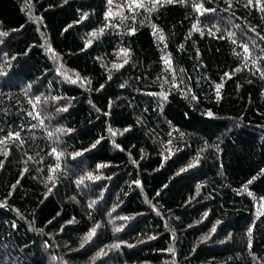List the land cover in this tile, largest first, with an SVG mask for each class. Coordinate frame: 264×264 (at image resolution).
<instances>
[{
  "label": "trees",
  "instance_id": "1",
  "mask_svg": "<svg viewBox=\"0 0 264 264\" xmlns=\"http://www.w3.org/2000/svg\"><path fill=\"white\" fill-rule=\"evenodd\" d=\"M131 2L0 0V264H264V0Z\"/></svg>",
  "mask_w": 264,
  "mask_h": 264
},
{
  "label": "snow or ice",
  "instance_id": "2",
  "mask_svg": "<svg viewBox=\"0 0 264 264\" xmlns=\"http://www.w3.org/2000/svg\"><path fill=\"white\" fill-rule=\"evenodd\" d=\"M175 2L183 3L184 0H153L152 7L151 8H147L146 10H148V11H154L156 9V5H158V4L161 5V6H163L164 3L172 4V3H175ZM112 3H113V0H108V4L109 5H111ZM249 3H251V0H249ZM229 7H231V4H229ZM140 8H145V4L143 3V0H132V2L128 4V10L130 12H135V11H137ZM195 10L198 13H200L201 15H203L204 12H207V11H215V9H205L202 4L195 5ZM121 12H122V9H121ZM112 15H113V13H112L111 9H109V11L106 13L105 18L108 19ZM121 18L122 19H125L126 17H123L121 15ZM105 27H107V25H105ZM153 27H155V26H153ZM103 30L104 29L101 28L99 30V33L94 32V33H91L90 35L96 36V35L102 33ZM199 30L200 29L197 27V25L196 24H193V31H199ZM134 31H135L134 29L131 30V32L133 34H134ZM251 31L255 32V29L253 28V29H251ZM0 35H7V33H0ZM234 35H235L234 33H231V32L228 33V37L229 38L233 37ZM220 38L223 39L224 37L221 36ZM159 39L161 41H163L164 40V36L161 34L159 36ZM261 39H264V37H261ZM88 43H91V41H89ZM232 43L235 44L236 41L233 39L232 40ZM253 43H255V41H253ZM243 51H244L245 54H249V48H248L247 45H243ZM121 54L124 57H127L129 55V52H128L127 49H121L120 50V53H118V55H121ZM244 59H245V61H247L248 55H245ZM162 60L164 61V64L167 67V69L169 71H172V61H171V58L162 57ZM124 63L125 64L127 63V59L124 60ZM253 63L255 64V61H253ZM122 67H123V64H115L114 63L112 65V68L113 69H116V70H119ZM234 71H237L238 72V71H240V68L237 67ZM257 71H259V69H257ZM65 76H66V74H65ZM224 77H227L228 79H231L232 78V74L226 72V73H224ZM66 78H68V77L66 76ZM109 79H111V76L109 77ZM72 82L75 83V81H72ZM101 87H103V85ZM122 87H123V85H122ZM221 87H223V83L216 84L217 95H219V90H220ZM159 95L161 96L162 99H167V93H163L162 92ZM35 99H36L37 103H39L40 97H36ZM53 99H57V98L54 97ZM192 99H196V97L193 96ZM30 103H31V101H30ZM59 111H67V109L66 108H63V109H59ZM28 115L29 116H32V112H29ZM209 115H211V113H209ZM33 118L35 119L36 117H33ZM41 123H42V121H41ZM33 127H35V125H33ZM3 131H4L3 129H0V132H3ZM56 131L57 132H60V133H63L65 131H71V130L70 129L66 130V129H63V128H59V129H56ZM125 131H128V129H125ZM110 132L112 133V135H116L117 134L116 132L112 131L111 129H110ZM49 135L51 136L52 133H49ZM20 139H21V130L13 131V130L9 129L7 131V135L6 136H0V144H4L8 140H20ZM97 143H99V141H97ZM169 143H171V141H169ZM93 147H95V145H93ZM117 147H119V146L117 145ZM53 153H55V149H53ZM7 154H8L7 151H5L4 152V155L7 156ZM80 155H82L81 152H76V153L73 154V158H75L77 156H80ZM29 159H31V157H29ZM57 159H59V156H57ZM2 163L3 162L0 161V164H2ZM193 166H194V163L188 165L189 168L190 167H193ZM59 167H60L59 164H57L55 166V169H50V171L58 170ZM98 167H102V166L98 165ZM25 171H27V169H25ZM181 171H184V169H182ZM262 171H264V170H262ZM52 179H53V177L51 175H49L48 176V180L51 181ZM86 179L87 180H99V179H101V177L98 176V175L97 176H93L91 173H89L87 176L81 177V179L77 181V184H82L83 181L86 180ZM251 182L252 181L250 180L249 183H251ZM136 183L139 184V181H137ZM53 187H55V184H53ZM48 191L51 192L52 191V188H49ZM197 191H199V186H197ZM157 195H159V193H157ZM249 195H251V193H249ZM262 199H264V198H262ZM94 204H95V201H92L89 204V208H91ZM0 207H3V205H0ZM120 219H125L126 220V219H128V217H120ZM13 227H15V225H13ZM97 227H99V225H97L96 227H93L92 229H90L88 231V233L85 234V236L82 238L83 239V243L81 245L82 247H83V244L88 243L93 238V236L96 234ZM113 231L114 232L115 231H120V228H114ZM213 231H215V228H213ZM249 234H250V232H249ZM204 239H207V237H205ZM249 246H251V240L249 241ZM112 247L119 248L120 245L117 243V244L112 245ZM169 251H171V249H169ZM103 254H106V253L104 252L103 249H101L100 250V253H98V255H103Z\"/></svg>",
  "mask_w": 264,
  "mask_h": 264
}]
</instances>
